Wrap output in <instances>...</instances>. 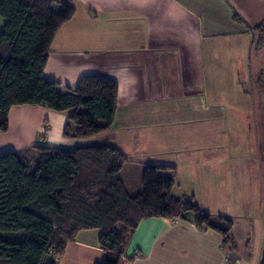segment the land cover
I'll return each instance as SVG.
<instances>
[{"label":"crops","instance_id":"1","mask_svg":"<svg viewBox=\"0 0 264 264\" xmlns=\"http://www.w3.org/2000/svg\"><path fill=\"white\" fill-rule=\"evenodd\" d=\"M74 4L75 15L57 33L44 70L46 78L59 83V92L75 88L86 74L115 80L117 110L105 132H116L114 145L130 161L139 162L132 158L138 155L137 144L142 149L153 145L151 152L160 154L161 160L167 159L163 153L175 142L174 155L197 162L225 161L224 153L227 157L230 151L215 143L214 122L227 113L223 104L230 100L223 101L215 91L228 86V77L237 87L240 66L251 75L264 72V44L254 49L257 29L264 28V0H74ZM3 26L0 15V33ZM259 83L255 77V87ZM68 117V112L42 105L12 107L9 129L0 133V153L101 143L99 136L105 132L65 137ZM181 140L189 142L182 145ZM166 142H172L167 149ZM146 163L160 162L136 164L139 177ZM125 168L121 177L129 192L137 194L142 182L132 190L131 172L125 176ZM175 187L176 196L190 197L189 190L176 193ZM100 234L98 228L80 231L59 264L101 262L106 253ZM226 247L214 229L199 228L189 220L151 217L139 224L122 264H242Z\"/></svg>","mask_w":264,"mask_h":264},{"label":"trees","instance_id":"2","mask_svg":"<svg viewBox=\"0 0 264 264\" xmlns=\"http://www.w3.org/2000/svg\"><path fill=\"white\" fill-rule=\"evenodd\" d=\"M75 12L74 0H0V133L9 129L12 107L21 105L68 112V138L93 137L113 125L115 80L86 74L61 93L59 83L44 75L54 39ZM257 31L254 49L260 50L264 28ZM128 162L124 151L108 143L0 153V264H59L78 233L93 228L101 230L106 253L97 264H122L139 224L151 217L214 229L234 252L232 219L208 213L194 196L174 194V176L161 171L175 165L146 163L142 190L133 195L121 177Z\"/></svg>","mask_w":264,"mask_h":264},{"label":"rangeland","instance_id":"3","mask_svg":"<svg viewBox=\"0 0 264 264\" xmlns=\"http://www.w3.org/2000/svg\"><path fill=\"white\" fill-rule=\"evenodd\" d=\"M244 68L240 66L237 73L240 80L239 83L237 81V87H234L233 79L228 77L225 80L228 86L215 91L223 101L230 100L228 104H223L227 107V113L222 119L214 122L218 130L215 132L217 135L214 134L217 141L215 143L224 144L230 151L227 157L224 153V164L216 161L212 163L206 159L197 162L184 154L174 155L172 151L177 147L175 141V143L166 142V149L170 146L169 143L174 147L168 148L163 153L167 159L161 160L160 154L151 152L153 145L142 149L137 144L134 149L138 155L132 158H137L139 162H128L124 175L129 176V171L131 172V179L128 180L134 190L135 186L141 184L139 178L142 177V174L139 177L137 170L134 169L136 164L140 165L138 163L145 161L175 163L177 165L175 169L161 171L163 176H174L177 182L175 192L186 188L191 192L189 196H194L205 211L232 219L235 254L242 259V264H262L264 260V98L262 97L264 90L262 88L261 95L258 87H262L264 82L259 78L260 72L256 70L251 75L245 72ZM260 75L262 76L261 73ZM255 77L256 82H260L258 87H255ZM99 140L100 144L107 142L117 144L116 132L108 131L100 134ZM198 140L201 142L203 139L199 137ZM186 142L181 140L179 144L183 145ZM192 145L193 143H190V147ZM226 248L230 252L231 246Z\"/></svg>","mask_w":264,"mask_h":264}]
</instances>
